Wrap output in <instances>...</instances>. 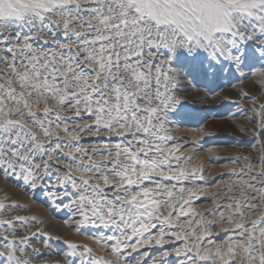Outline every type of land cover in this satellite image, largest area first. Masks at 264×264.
Masks as SVG:
<instances>
[{"label":"snow or ice","instance_id":"1","mask_svg":"<svg viewBox=\"0 0 264 264\" xmlns=\"http://www.w3.org/2000/svg\"><path fill=\"white\" fill-rule=\"evenodd\" d=\"M0 264H264V0H0Z\"/></svg>","mask_w":264,"mask_h":264},{"label":"rangeland","instance_id":"2","mask_svg":"<svg viewBox=\"0 0 264 264\" xmlns=\"http://www.w3.org/2000/svg\"><path fill=\"white\" fill-rule=\"evenodd\" d=\"M200 107V104L196 105ZM219 112L221 116H226L227 113L220 109L219 107L212 109L209 113V116L206 120L201 121L200 125L195 123L184 125L185 128H196L199 126H207L213 135L204 138L201 140L198 146V155L205 157L209 149H214L218 156L219 160L214 162H209L208 167L212 169L213 172L222 171L224 166L228 164L226 157L231 154H236L238 152H247L248 145L241 142L244 139V134L236 132L229 124L224 123L220 119L215 121L212 117L216 116V113ZM208 175H211L209 173ZM219 183V181H217ZM210 188H214V185L209 184ZM17 195L24 196L23 193H17ZM27 199V197H24ZM33 211H36L40 214L45 215L48 222V230L52 231L54 234H60L74 239L83 240L84 237H77L73 234L72 230L67 228L62 224V220L67 218L66 210H61L59 212H53L47 205L42 206L40 201H37L33 207ZM52 227V228H51ZM56 249V243L53 242V251ZM55 258V257H53Z\"/></svg>","mask_w":264,"mask_h":264},{"label":"bare ground","instance_id":"3","mask_svg":"<svg viewBox=\"0 0 264 264\" xmlns=\"http://www.w3.org/2000/svg\"><path fill=\"white\" fill-rule=\"evenodd\" d=\"M52 228V227H51ZM61 234V233H60Z\"/></svg>","mask_w":264,"mask_h":264}]
</instances>
